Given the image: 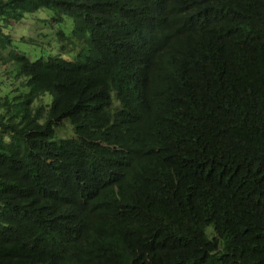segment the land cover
<instances>
[{"label": "trees", "instance_id": "trees-1", "mask_svg": "<svg viewBox=\"0 0 264 264\" xmlns=\"http://www.w3.org/2000/svg\"><path fill=\"white\" fill-rule=\"evenodd\" d=\"M0 62V264H264V0H0Z\"/></svg>", "mask_w": 264, "mask_h": 264}, {"label": "rangeland", "instance_id": "rangeland-1", "mask_svg": "<svg viewBox=\"0 0 264 264\" xmlns=\"http://www.w3.org/2000/svg\"><path fill=\"white\" fill-rule=\"evenodd\" d=\"M63 27H66V25ZM13 29L16 30L15 39L20 42V50L27 54V56L32 60H35L41 53L52 55L64 54V52L60 51L61 44L56 37V33L54 34L51 32L50 29L45 27V25L41 22L29 21V19H27L23 20V22L18 24ZM70 30L71 28H68V32H70ZM44 35H47L48 39H45ZM67 49L68 52H70L68 53V56H74L80 48L73 47L71 44H67ZM67 49L65 50V54L67 53ZM4 68L5 67L2 66L0 62V73H2ZM113 96L115 98V93H113ZM49 102V98L44 97V99L40 100L38 105L47 104ZM58 135L59 137L66 138L72 136L73 132L71 128L62 127L58 129Z\"/></svg>", "mask_w": 264, "mask_h": 264}]
</instances>
